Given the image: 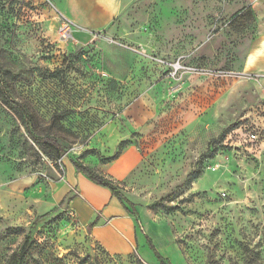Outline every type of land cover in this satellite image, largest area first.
Listing matches in <instances>:
<instances>
[{
    "label": "rangeland",
    "instance_id": "obj_1",
    "mask_svg": "<svg viewBox=\"0 0 264 264\" xmlns=\"http://www.w3.org/2000/svg\"><path fill=\"white\" fill-rule=\"evenodd\" d=\"M120 1L91 28L63 14L68 0H0L7 86L32 133L65 151L33 144L0 102V264H159L144 233L167 264H264V77L242 71L264 4ZM72 160L134 205L143 230L130 252L109 253L70 215Z\"/></svg>",
    "mask_w": 264,
    "mask_h": 264
},
{
    "label": "crops",
    "instance_id": "obj_2",
    "mask_svg": "<svg viewBox=\"0 0 264 264\" xmlns=\"http://www.w3.org/2000/svg\"><path fill=\"white\" fill-rule=\"evenodd\" d=\"M81 2H84L82 6ZM260 2L264 4V0ZM67 5L63 11L65 16L91 28H105L121 12L120 0H68ZM242 71L247 75L264 77V30L255 35L250 42L243 59ZM134 165L135 162L129 159L118 162L112 176L119 179ZM65 184L66 193L69 190L74 191L70 207L82 223L89 226L94 218L99 216L100 223L92 225L90 230L94 241L109 253H128L134 248L135 241L140 239L137 230L134 229L137 227L136 222L112 197L108 189L93 184L85 176L77 173L72 165L66 167Z\"/></svg>",
    "mask_w": 264,
    "mask_h": 264
},
{
    "label": "trees",
    "instance_id": "obj_3",
    "mask_svg": "<svg viewBox=\"0 0 264 264\" xmlns=\"http://www.w3.org/2000/svg\"><path fill=\"white\" fill-rule=\"evenodd\" d=\"M7 75H8V72L0 66V102L5 106L11 107V109L18 115V117H19V119H20V121H21V123L25 129L26 134L28 135L30 140L33 142V144H35L37 147H41L42 144H48L56 152V154L59 158L62 157L64 155L65 151L60 145H58L53 140V138L38 137L32 133V131L30 129V115H29L28 111L26 110V108L20 102H18L13 97L12 93L10 92V90L7 86V83H6ZM231 127L232 126L225 129L223 132H221L218 135V137L216 139L209 142L207 151L199 157L198 161H202L204 158L207 157L208 154H210L212 144L222 141L225 134L231 129ZM115 158H116V156L107 159V161H114ZM70 163L77 173L85 176L90 182H92L93 184H95L101 188L108 189L109 192L111 193L112 197H114L120 203V205L125 209V211L128 214H130L129 210H131V215L133 217H135V222H136L137 228H139L140 230H143L142 227H140L139 221L136 218V213L134 211V205L128 199H126L122 194H120L119 189L117 188V186H115L114 182L111 179L96 173L90 167H88L87 165H84L82 162H80L78 160H72ZM193 176H194V172L190 173L187 176L185 183H187V184L191 183L193 180ZM171 211H173V210H171ZM90 226H92V223L89 225V227ZM11 231H16V230L11 229ZM144 237H145L146 242L148 243L150 249H152V251L154 252V255L157 258V260L159 261V264H167V262L155 251L154 247L152 246L150 239L147 237V235L145 233H144Z\"/></svg>",
    "mask_w": 264,
    "mask_h": 264
},
{
    "label": "built area",
    "instance_id": "obj_4",
    "mask_svg": "<svg viewBox=\"0 0 264 264\" xmlns=\"http://www.w3.org/2000/svg\"><path fill=\"white\" fill-rule=\"evenodd\" d=\"M72 26L71 23L67 20H62L59 22L57 28V35L61 41H68L72 38ZM251 138L254 139L255 136L251 135ZM70 215H74L73 212H70Z\"/></svg>",
    "mask_w": 264,
    "mask_h": 264
}]
</instances>
